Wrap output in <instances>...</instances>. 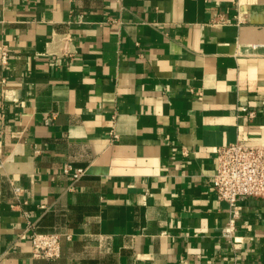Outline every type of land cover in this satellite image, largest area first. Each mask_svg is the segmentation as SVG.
<instances>
[{
  "label": "crops",
  "instance_id": "1",
  "mask_svg": "<svg viewBox=\"0 0 264 264\" xmlns=\"http://www.w3.org/2000/svg\"><path fill=\"white\" fill-rule=\"evenodd\" d=\"M0 45V264H45L25 211L54 264H264V199L228 237L210 183L264 135V0H0Z\"/></svg>",
  "mask_w": 264,
  "mask_h": 264
},
{
  "label": "built area",
  "instance_id": "2",
  "mask_svg": "<svg viewBox=\"0 0 264 264\" xmlns=\"http://www.w3.org/2000/svg\"><path fill=\"white\" fill-rule=\"evenodd\" d=\"M228 21L223 15H219L213 18L211 23L219 25ZM9 54L8 47L0 45L2 63L8 62ZM238 109L245 111L249 117L254 116L255 111L244 105L239 106ZM110 133L113 138L119 137L114 129ZM184 154H188V149L184 150ZM215 165L216 169L210 178V183L216 197L229 204V217L223 234L232 237L237 228V221L241 217L239 202L254 197L264 199V135L257 139L239 137L233 142L219 146ZM64 171L71 179L69 190H74L76 183L87 174L86 168L72 165H66ZM11 182L17 199H20L21 186ZM25 216L27 226L20 236L30 240L32 257L43 260L45 264H54L61 257L63 237L72 239V233L40 231L26 211Z\"/></svg>",
  "mask_w": 264,
  "mask_h": 264
}]
</instances>
